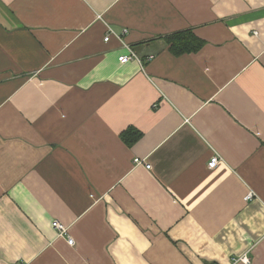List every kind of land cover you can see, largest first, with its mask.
Returning <instances> with one entry per match:
<instances>
[{
  "label": "crops",
  "instance_id": "0c3cea01",
  "mask_svg": "<svg viewBox=\"0 0 264 264\" xmlns=\"http://www.w3.org/2000/svg\"><path fill=\"white\" fill-rule=\"evenodd\" d=\"M242 256L264 264V0H0V264Z\"/></svg>",
  "mask_w": 264,
  "mask_h": 264
},
{
  "label": "trees",
  "instance_id": "16d2710c",
  "mask_svg": "<svg viewBox=\"0 0 264 264\" xmlns=\"http://www.w3.org/2000/svg\"><path fill=\"white\" fill-rule=\"evenodd\" d=\"M172 40H173L172 46L170 47V49L172 52H175L177 54L195 52L200 48V47H186V45L194 41L191 33H187L186 35L184 34V35L174 36ZM182 41H184L185 44H183ZM139 137H140V133L135 130H129L124 135H122V139L128 145H131Z\"/></svg>",
  "mask_w": 264,
  "mask_h": 264
},
{
  "label": "built area",
  "instance_id": "2783aa9c",
  "mask_svg": "<svg viewBox=\"0 0 264 264\" xmlns=\"http://www.w3.org/2000/svg\"><path fill=\"white\" fill-rule=\"evenodd\" d=\"M108 39H109V37L107 36L104 41L107 42ZM130 56H121V57H119L118 60H119L120 63L124 64V63H127L130 60ZM132 57L135 58L134 55H132ZM134 162L137 163V164H139L141 161L139 159H135ZM218 163H219L218 157H216V156L212 157L210 159L209 163H208V169H210V170L215 169L218 166ZM144 167L146 169H149L150 168L149 165H144ZM248 199H251V195H248L247 197H245V200H248ZM52 226L59 232V234L61 236L67 237V230H66V228L62 224H59L58 222H53L52 223ZM67 244L69 246H73L74 245L73 239H71L70 237H68ZM232 260H233V263L240 262V263H243V264H249V258L246 257V256L239 257L238 259H235L234 258Z\"/></svg>",
  "mask_w": 264,
  "mask_h": 264
},
{
  "label": "rangeland",
  "instance_id": "374dc122",
  "mask_svg": "<svg viewBox=\"0 0 264 264\" xmlns=\"http://www.w3.org/2000/svg\"><path fill=\"white\" fill-rule=\"evenodd\" d=\"M137 164V163H136ZM54 222H57V221H54ZM59 223V222H58ZM60 224V223H59ZM54 228V227H53ZM66 228V227H65ZM66 230H67V228H66ZM59 233V232H58ZM67 236H68V230H67ZM236 259H238V258H236Z\"/></svg>",
  "mask_w": 264,
  "mask_h": 264
}]
</instances>
